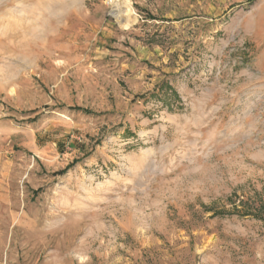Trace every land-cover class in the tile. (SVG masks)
<instances>
[{
	"label": "rangeland",
	"instance_id": "374dc122",
	"mask_svg": "<svg viewBox=\"0 0 264 264\" xmlns=\"http://www.w3.org/2000/svg\"><path fill=\"white\" fill-rule=\"evenodd\" d=\"M129 1L0 31V264H264V0Z\"/></svg>",
	"mask_w": 264,
	"mask_h": 264
},
{
	"label": "clouds",
	"instance_id": "9594fccd",
	"mask_svg": "<svg viewBox=\"0 0 264 264\" xmlns=\"http://www.w3.org/2000/svg\"><path fill=\"white\" fill-rule=\"evenodd\" d=\"M67 7V0H47L46 3L40 4L16 0L7 9L6 15L0 17V31L8 24H15L17 26H27L34 36H38L44 31L48 18L63 15Z\"/></svg>",
	"mask_w": 264,
	"mask_h": 264
},
{
	"label": "bare ground",
	"instance_id": "6f19581e",
	"mask_svg": "<svg viewBox=\"0 0 264 264\" xmlns=\"http://www.w3.org/2000/svg\"><path fill=\"white\" fill-rule=\"evenodd\" d=\"M124 8H125V11L128 13V15L132 14V11H131V8H130V1L129 0H124ZM122 11H121V14L120 15H122V13H123ZM122 26H123L124 29H128L129 28V23L124 22L122 24Z\"/></svg>",
	"mask_w": 264,
	"mask_h": 264
}]
</instances>
